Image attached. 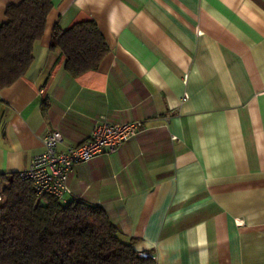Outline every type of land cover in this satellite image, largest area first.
Segmentation results:
<instances>
[{
  "label": "crops",
  "instance_id": "1",
  "mask_svg": "<svg viewBox=\"0 0 264 264\" xmlns=\"http://www.w3.org/2000/svg\"><path fill=\"white\" fill-rule=\"evenodd\" d=\"M20 1L0 0V23ZM51 1L28 69L0 89V174L46 131L63 149L99 116L141 121L75 165L62 201L101 206L156 264H264V0ZM83 20L109 50L73 77L51 40Z\"/></svg>",
  "mask_w": 264,
  "mask_h": 264
},
{
  "label": "trees",
  "instance_id": "2",
  "mask_svg": "<svg viewBox=\"0 0 264 264\" xmlns=\"http://www.w3.org/2000/svg\"><path fill=\"white\" fill-rule=\"evenodd\" d=\"M51 0H21L5 8L0 23V89L24 75L41 37ZM51 48L64 56V69L78 76L98 67L108 46L94 20L55 30ZM0 264H156L139 256L107 212L86 202L53 196L37 201L31 182L18 172L0 174Z\"/></svg>",
  "mask_w": 264,
  "mask_h": 264
},
{
  "label": "built area",
  "instance_id": "3",
  "mask_svg": "<svg viewBox=\"0 0 264 264\" xmlns=\"http://www.w3.org/2000/svg\"><path fill=\"white\" fill-rule=\"evenodd\" d=\"M142 126L141 121L112 122L105 116H99L94 119L86 140L63 149L58 147L62 143L60 131H46L41 136V152L31 156L27 167L18 171L19 176L31 182L37 201L45 202L47 196L63 200L71 192L68 180L75 165L116 152L123 143L139 133ZM138 255L144 257L147 253L138 252Z\"/></svg>",
  "mask_w": 264,
  "mask_h": 264
}]
</instances>
